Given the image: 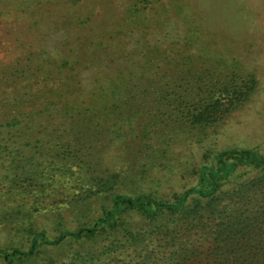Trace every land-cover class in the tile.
Returning a JSON list of instances; mask_svg holds the SVG:
<instances>
[{
	"label": "rangeland",
	"instance_id": "obj_1",
	"mask_svg": "<svg viewBox=\"0 0 264 264\" xmlns=\"http://www.w3.org/2000/svg\"><path fill=\"white\" fill-rule=\"evenodd\" d=\"M217 98L223 119L193 123ZM234 148L264 155V0H0V249L58 239L23 264H264L261 168L198 212L73 234L115 194L195 195Z\"/></svg>",
	"mask_w": 264,
	"mask_h": 264
},
{
	"label": "trees",
	"instance_id": "obj_2",
	"mask_svg": "<svg viewBox=\"0 0 264 264\" xmlns=\"http://www.w3.org/2000/svg\"><path fill=\"white\" fill-rule=\"evenodd\" d=\"M241 96L232 101H241ZM230 105H234V102H229ZM228 105L223 101L222 98L215 100H206L202 105V109L197 112L196 115L192 116L193 123L211 125L217 120L223 119ZM215 162L213 166H202L198 172L199 186L192 190L195 195L189 196V193L183 196L176 197V200L152 197V194L141 193V194H115L113 196L114 206L110 210L105 211L101 214V218L97 219V223H94L93 228L87 229L82 232V227H78L73 234L77 237L94 238L97 233L106 231L108 228L122 225L123 215L130 211H137L150 219H157L159 216H164L174 213H185L187 211L186 205L189 199L193 200L192 209L197 207L208 206L210 203H215L222 199V193L216 194L220 188H224L227 184L234 181V174L240 169L249 171V169L261 168L264 171V155L258 154L254 149L243 148V149H224L215 154ZM120 173L112 172L106 176V178H99L97 181V190L101 192L112 193L115 186L120 183ZM224 191V189H223ZM174 197V196H173ZM38 199V198H36ZM204 203L202 204V202ZM198 212V210H192ZM258 218H253L252 222H258ZM243 223V221H239ZM252 224L249 225L251 227ZM239 226V228H238ZM236 230L244 231L248 226L245 224L240 225L238 223ZM32 228L30 225L29 228ZM30 233L34 235L31 240L30 246L23 249L18 246H7L0 249V260L3 264H23L32 259V254L39 253L37 247L43 244H54L58 241L51 240L44 231L30 230ZM71 232V231H70ZM68 230H63L60 235L64 237L67 235ZM36 256V255H35ZM33 256V257H35ZM33 260V259H32Z\"/></svg>",
	"mask_w": 264,
	"mask_h": 264
}]
</instances>
